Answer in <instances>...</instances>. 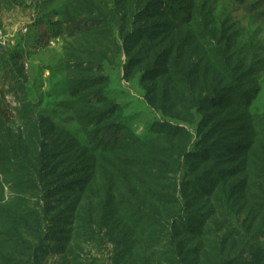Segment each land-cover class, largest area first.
<instances>
[{"label":"rangeland","instance_id":"1","mask_svg":"<svg viewBox=\"0 0 264 264\" xmlns=\"http://www.w3.org/2000/svg\"><path fill=\"white\" fill-rule=\"evenodd\" d=\"M0 264H264V0H0Z\"/></svg>","mask_w":264,"mask_h":264},{"label":"trees","instance_id":"2","mask_svg":"<svg viewBox=\"0 0 264 264\" xmlns=\"http://www.w3.org/2000/svg\"><path fill=\"white\" fill-rule=\"evenodd\" d=\"M241 4H245L247 0H237ZM158 10L164 11L166 16L171 19H176L180 22H183L189 15L187 14V11L183 9L180 6H175L172 2H166L165 4L158 6ZM235 94V93H233ZM248 95H243L241 92H238V95H236L237 101L242 102V104H246ZM124 130V127L121 124L114 125L110 128H108L105 135H103V138L98 142L100 150H110L111 148L120 146V144L126 145L125 140L128 135V130L124 132V135L121 134ZM173 132L174 134H177L175 130H177L174 126H167L164 123L157 125L153 132L158 131H167ZM17 163H21L19 159H17Z\"/></svg>","mask_w":264,"mask_h":264}]
</instances>
